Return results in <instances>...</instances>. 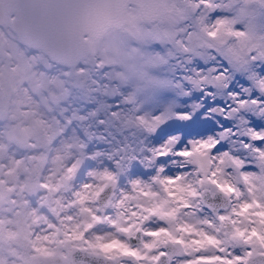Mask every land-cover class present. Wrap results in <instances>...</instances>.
<instances>
[{"label":"clouds","instance_id":"9594fccd","mask_svg":"<svg viewBox=\"0 0 264 264\" xmlns=\"http://www.w3.org/2000/svg\"><path fill=\"white\" fill-rule=\"evenodd\" d=\"M248 2L255 7L264 24V0ZM37 3L39 7L33 25L40 40H29L23 35L18 44L10 46V63L14 65L11 72L15 73L17 68L22 70L27 64L30 77H36L39 72L41 77H49L50 81L69 91L119 93L112 97L116 102L123 101L138 83L131 68L152 58L156 62L151 67L179 81L177 90L187 95L181 96L183 106L177 111H188L191 116L167 120L146 134L142 133L146 146L141 145L134 154L112 153L80 161L71 173L67 172L68 167L79 160L74 162L71 157L60 155L57 160L55 156L49 182L59 185V191L51 194L50 203L41 209L43 218L33 227L36 235L51 236L58 230L60 235L56 238L63 240L64 233L77 224L93 222L94 214L103 219L88 232V239L94 240L98 235L118 236L138 246L142 240L151 238L142 232H134L129 239L118 232L117 227H127L129 222L136 221L145 231L168 227L144 209L164 197L166 188L177 194L180 187L188 185L202 190L198 181L204 178L205 172L201 171L197 160H202L209 171L220 168L227 175L233 166L229 157L224 156L228 152L245 162V171L256 170L259 160L254 149L264 150V143L246 137L240 142L238 137V142L233 144V133L220 130L223 112L218 111L205 95L214 83L209 77H215L217 68L222 70L225 62L214 51H209L208 58L194 54L201 48L200 39L194 35L199 30L197 18L203 12L208 17V24L214 25L217 17L225 16L219 3L211 0L209 7H204L202 0L196 3L192 0H37ZM235 27L240 29L242 25ZM165 33L169 35L165 36ZM206 39L208 43H215L210 37ZM227 39L228 43H237L236 38ZM253 54L256 55L253 67L264 74V56ZM122 76L129 78L124 80ZM221 82L243 83V78L239 75L236 81L221 78ZM222 89L225 95L229 91L226 87ZM213 91L216 96L217 89ZM197 101L200 107L193 111L191 105ZM36 108L33 97L23 88V78L11 88L7 78L0 82V111L3 112L0 119L5 121V126L36 118ZM162 110V107L156 108L153 115ZM197 118L215 127L204 133L180 129L165 131L173 124L191 125ZM229 124L235 127V118ZM245 141L251 147H244ZM204 144L211 147L204 148ZM182 151L192 155L181 156L178 153ZM174 177L183 179L177 185L166 183ZM136 181L140 183L136 184ZM83 208L91 209V213L82 212ZM198 214L203 216L202 211L198 210ZM144 216L149 218L145 220ZM113 221L117 227H113ZM184 238L188 239L187 236ZM169 250L176 253L171 264H187L194 259V252L186 254L188 249L182 245H169ZM77 259L81 264H103L84 252H78Z\"/></svg>","mask_w":264,"mask_h":264},{"label":"snow or ice","instance_id":"6c2138e0","mask_svg":"<svg viewBox=\"0 0 264 264\" xmlns=\"http://www.w3.org/2000/svg\"><path fill=\"white\" fill-rule=\"evenodd\" d=\"M202 3L205 7H209L211 0H202ZM38 7L37 0H20L17 5V14L23 22V35L36 42H39L40 36L34 28L33 19ZM161 7L166 8V5ZM207 21V16L199 17V30L194 35L200 39V46L204 51L194 54L208 58L209 51H214L225 62L222 70L217 68L215 77H209L214 83L205 93L216 109L225 113L222 118L223 123L220 121L219 126L225 130V133L232 132V128L225 125L235 118L234 113L238 114V130L241 135L247 140L264 143V124L259 122L264 118V74L257 72L252 63L256 60V55L253 53L264 56V35L257 36L252 15L244 7L238 9L235 15L217 17L214 25L208 24ZM237 24L242 25V28L237 29L235 27ZM210 28L214 30H209ZM167 35L169 34L165 33V36ZM206 37L212 38L215 43H208ZM227 38H236L237 43H228ZM155 62L149 58L145 64L131 68V72L141 83L123 97L125 103H135L138 97L146 92H161L171 87H180L179 84L173 85L170 80L150 76L145 69ZM22 71L27 73V64ZM238 75L243 78V83L239 85L221 82V78L236 81ZM128 78L122 76L124 80ZM15 83L8 81L10 88L14 87ZM223 87L229 89L226 96L232 101L227 106L219 104L213 91ZM181 95L185 96L187 93L182 92ZM175 104L176 101L173 99L164 111L152 117V122L146 121L142 115L137 119L141 124H147L149 130L171 118L189 119L191 113L177 111ZM199 107L198 103L194 104L192 110L195 111ZM119 111L120 105L116 104L109 113L110 117L118 118ZM2 115L3 112L0 111V116ZM250 116H255L257 119H251ZM42 123V121H34L29 128H10L0 133V159L8 155V149L13 144L18 150L35 148L36 145L30 143V140L41 139ZM99 123L103 124L104 120H100ZM47 140L51 142L53 136H48ZM203 147L208 148L211 145L204 144ZM244 147L249 148L251 144L245 141ZM254 150L258 153V173L245 171L247 165L244 161L230 156L228 152L224 153L238 170L239 176L235 183L225 178L226 174L222 169L209 171L202 160H197L201 171L205 172L204 178L198 181L202 190L188 185L180 187L177 194L166 188L164 197L156 199L157 202L152 207L144 209L150 216H157L168 227L145 231L139 221L129 222L127 227H117L116 222L113 221V227H117V231L125 234L129 239L134 232H142L144 236L151 238L147 241L142 240L138 246H133L128 240L120 239L118 236L109 238L98 235L94 240L88 239V232L102 223L103 219L94 214L91 217L93 222L77 224L69 232L64 233L63 240L56 238L60 235L58 230L51 236L36 235L33 227L43 218L40 215L41 209L50 203V195L59 191V185L50 183V177L42 174L46 157L24 156L16 159L15 156H10V166H7L6 173L3 171L5 166L0 165V176L10 178L0 179V264H81L77 259L78 252H84L96 260L103 261V264H171L172 256L176 253L169 250V245H182L185 250L193 251L212 247L225 253L223 257L216 255L210 258L201 257L187 264H264V150L259 147ZM178 154L192 155L187 151ZM59 159L60 157L57 156V160ZM79 163L80 161H77L75 165L68 167L67 172L71 173ZM250 177L260 181L259 193L255 190V185L248 186ZM182 179L183 177L169 178L166 183L177 185ZM135 183L139 184L140 181ZM241 183L244 184L243 188L240 187ZM13 194L17 199H12ZM209 195L213 199L222 197L224 203L216 205L208 202ZM233 197L237 201L236 204L232 203ZM194 200L198 202L193 203ZM5 205L8 207L5 208ZM202 205H206L211 210V218H201L195 211H186L189 209L202 211ZM221 208L224 209L223 213L220 211ZM5 212L11 213V216L4 215ZM82 212L91 213V209L83 208ZM253 216L259 219L254 221ZM184 217H189L193 222H188ZM143 218L147 220L149 217ZM200 225L204 227L201 228ZM185 236L189 238L188 242ZM193 236L199 239H192ZM228 247H239L242 249V254L228 253Z\"/></svg>","mask_w":264,"mask_h":264},{"label":"rangeland","instance_id":"374dc122","mask_svg":"<svg viewBox=\"0 0 264 264\" xmlns=\"http://www.w3.org/2000/svg\"><path fill=\"white\" fill-rule=\"evenodd\" d=\"M192 2L196 3L198 0H192ZM212 2L220 4L225 16L235 15L241 7L247 8L252 15V23L256 29L257 36L264 35V24L260 22L255 7L250 4L248 0H212ZM201 15H205V13L202 12ZM197 19L199 21V17ZM19 41L20 37L10 27L7 25H0V82L4 81L5 78H7L8 81L11 80L15 82L23 78V88L27 89L28 94L33 97L37 104L35 110L37 117L34 119H23L20 123H11L7 126H5V121L0 119V133L10 128H29L34 121H42L43 123L40 128L41 139L37 140L33 138L30 140V143L36 145L35 148H21L18 150L16 145L13 144L8 149V155L0 159V165L5 166L3 168L5 173L8 171L7 166H10V156H15L16 159H21L24 156L46 157L47 159L43 166L42 174L49 177L53 167V159L57 155L61 157H71L74 162L77 160L83 162L91 160L94 157L112 153H121L125 155L134 154L141 145L146 146L145 136L142 135V133L146 134L149 130L147 124H141L139 122L137 119L138 116L142 115L146 121L152 122V117L155 116L153 112L156 108L162 107V111H164L173 99L176 101V108L183 106L180 102L182 92L178 91L176 87H171L161 92H146L140 95L135 103H125L124 101L113 102L112 97L114 95H119V93H112L110 91L96 93L85 89L69 91L65 86L50 81L49 77H41L39 72L36 73V77H30L20 68H17L16 72L13 73L10 70L14 67V65L10 63V46L18 44ZM198 51L203 52L204 49L200 48ZM42 70L43 69H41V71ZM145 70L148 71L150 76L156 79L170 80L173 85L179 83L178 80L169 78L167 74L159 73L154 67L149 66ZM33 71H35V69H33ZM136 80L138 81L137 87L141 82L138 79ZM237 85H239V82ZM169 93L175 94L172 96L168 95ZM164 97L169 99L165 100L163 99ZM215 99L221 106H227L232 103L224 94L222 88L217 89ZM197 103H199V101H197ZM116 104L120 105V111L118 113V118H112L109 113ZM193 105L194 104H192L191 107ZM224 115L225 113H223V116ZM80 117H83V119H80ZM234 117L236 121L235 127L231 124L225 125L226 127L232 128V132L235 133V135L231 137V142L233 144L238 142V137L240 138V142H243L245 138L238 130V114H235ZM222 118L223 117H221V123H223ZM250 118L257 119L255 116H250ZM100 120H104V123L100 124ZM259 122L264 124V118H261ZM213 127H215V125L206 123L197 118L191 125L173 124L165 131L180 129L189 133H204L211 131ZM48 136H53L51 142H48ZM97 153H99V155H97ZM255 167L256 170L248 172L258 173L259 168L257 165ZM238 176V170L232 166V169L225 178L235 183ZM0 179L9 180L10 178L8 176H0ZM252 185L256 186L255 190L259 193L261 189L260 181L255 177H250V184L248 186L251 187ZM240 187L243 188L244 184L241 183ZM12 199H17L15 194L12 195ZM155 202L157 201L154 200V203ZM197 202L198 201L195 200L193 201V203ZM232 203H237L235 197L232 198ZM7 207L8 205H5V208ZM201 207L203 209L202 217L198 214L199 209H189L186 211H195L201 218H211V210L203 205ZM220 211L223 213L224 209ZM4 215L11 216V213L5 212ZM184 219L188 220L190 223L193 222L189 217H184ZM252 219L255 221L258 220L259 217L253 216ZM199 227L203 228L204 226L200 225ZM220 235L222 236L223 233ZM191 238L199 239V237L195 236ZM188 239H186V242H188ZM132 245L135 246L134 244ZM193 252L195 254L194 259H199L201 257L210 258L214 255L221 257L225 256V253H221L218 249L212 247L200 249L199 251L188 249V253L186 254H192ZM227 252L233 255H241L242 249L239 247H228Z\"/></svg>","mask_w":264,"mask_h":264},{"label":"water","instance_id":"95a60500","mask_svg":"<svg viewBox=\"0 0 264 264\" xmlns=\"http://www.w3.org/2000/svg\"><path fill=\"white\" fill-rule=\"evenodd\" d=\"M20 0H0V21H8L14 32L20 37L23 36V22L17 14V5ZM13 13L14 15L10 18H6V15ZM208 202L220 205L224 203V199L220 196L213 199L210 195L207 197ZM204 207L208 208L206 205ZM209 209V208H208ZM221 208L220 210H222Z\"/></svg>","mask_w":264,"mask_h":264},{"label":"flooded vegetation","instance_id":"af4514ba","mask_svg":"<svg viewBox=\"0 0 264 264\" xmlns=\"http://www.w3.org/2000/svg\"><path fill=\"white\" fill-rule=\"evenodd\" d=\"M14 14L13 13H11V14H8V15H6V18H10V17H12ZM0 25H2V26H8V27H10L11 28V26H10V23L8 22V21H0ZM12 29V28H11ZM13 30V29H12Z\"/></svg>","mask_w":264,"mask_h":264}]
</instances>
